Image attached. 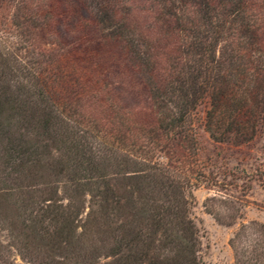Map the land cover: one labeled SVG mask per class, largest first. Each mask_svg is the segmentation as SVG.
<instances>
[{
  "label": "trees",
  "instance_id": "16d2710c",
  "mask_svg": "<svg viewBox=\"0 0 264 264\" xmlns=\"http://www.w3.org/2000/svg\"><path fill=\"white\" fill-rule=\"evenodd\" d=\"M8 9L0 264L14 252L26 264H202L198 114L215 143L264 134V0H0ZM232 246L235 264H264V225H242Z\"/></svg>",
  "mask_w": 264,
  "mask_h": 264
},
{
  "label": "rangeland",
  "instance_id": "374dc122",
  "mask_svg": "<svg viewBox=\"0 0 264 264\" xmlns=\"http://www.w3.org/2000/svg\"><path fill=\"white\" fill-rule=\"evenodd\" d=\"M9 11H0V37L15 42L16 29L11 25ZM204 119L205 108H201L196 124L198 152L194 169L205 178H201L200 187L193 189L192 218L201 235L202 264H235L232 240L241 226L252 222L264 225V184L258 177L264 169V134L241 147L219 144L205 131ZM231 221L234 224L228 225ZM0 236L5 233L0 231ZM14 259L17 264H26L15 252Z\"/></svg>",
  "mask_w": 264,
  "mask_h": 264
}]
</instances>
